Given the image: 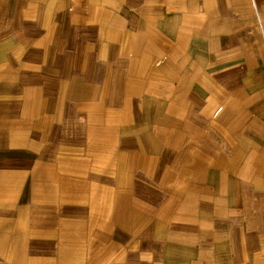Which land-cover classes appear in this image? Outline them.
Returning a JSON list of instances; mask_svg holds the SVG:
<instances>
[{
  "label": "crops",
  "instance_id": "crops-1",
  "mask_svg": "<svg viewBox=\"0 0 264 264\" xmlns=\"http://www.w3.org/2000/svg\"><path fill=\"white\" fill-rule=\"evenodd\" d=\"M0 146V264H264V0H0Z\"/></svg>",
  "mask_w": 264,
  "mask_h": 264
},
{
  "label": "rangeland",
  "instance_id": "rangeland-1",
  "mask_svg": "<svg viewBox=\"0 0 264 264\" xmlns=\"http://www.w3.org/2000/svg\"><path fill=\"white\" fill-rule=\"evenodd\" d=\"M22 19V26H27L29 25L28 24V17L26 18L25 15H22L21 17ZM56 133V131H55ZM41 138V136H35L34 139L36 140H39ZM7 146V145H6ZM6 146H0V157H11V158H14V157H17V158H34V160L41 154L44 152V148L42 146L40 147H36V146H26L24 148H14V147H6ZM9 146V145H8ZM16 149V150H14ZM21 151H19V150ZM102 150H106V148H102V147H86V153L85 154H101L102 153ZM89 152V153H88ZM90 154V155H91ZM33 183V180H29L27 179L25 181V197L24 198V201L26 200H30V196H29V192H30V188H31V184Z\"/></svg>",
  "mask_w": 264,
  "mask_h": 264
}]
</instances>
